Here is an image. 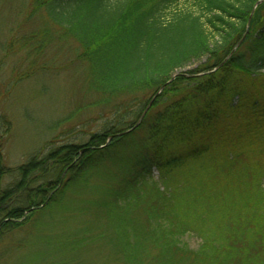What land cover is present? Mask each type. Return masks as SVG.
<instances>
[{"label":"trees","instance_id":"16d2710c","mask_svg":"<svg viewBox=\"0 0 264 264\" xmlns=\"http://www.w3.org/2000/svg\"><path fill=\"white\" fill-rule=\"evenodd\" d=\"M32 1L61 41L78 45L98 96L92 106L106 107L110 121L78 152L51 151L50 167L40 160L44 151L20 167L24 190L16 200L1 187L0 138V204L9 198L0 216L21 219L61 203L108 165L128 174L118 195L141 199L135 190H150L155 168L157 197L146 209L155 226L135 247L127 237L128 262L150 242L194 264H264V0H190L184 8V0ZM48 190L56 191L50 199ZM112 215L125 220L114 208ZM9 229L4 222L0 235ZM189 232L203 239L197 252L180 247Z\"/></svg>","mask_w":264,"mask_h":264},{"label":"rangeland","instance_id":"374dc122","mask_svg":"<svg viewBox=\"0 0 264 264\" xmlns=\"http://www.w3.org/2000/svg\"><path fill=\"white\" fill-rule=\"evenodd\" d=\"M181 6L192 7V2L184 0ZM59 35L57 26L42 10L34 9L32 0H0V138L6 173L1 187L12 189L9 198L13 195V200L24 190L19 185L20 167L42 151L40 160L48 163L45 168L50 167L54 163L51 151L70 146L78 152L110 121L106 107L92 106L98 96L89 90L88 66L77 59L78 45L61 41ZM34 36L37 42L30 43ZM32 50L39 51V56L34 58ZM198 66L192 64L183 73ZM52 142L56 144L48 148ZM68 176V172L63 174L59 187ZM152 176L147 179L148 192L135 190L141 199L131 192L119 196L128 174L108 165L93 175L90 187H73L61 203L38 212L34 207L21 219L0 216V227L4 222L10 224L0 235V264H194L184 255L162 254L150 242L139 248L133 262L127 261V237L135 247L144 232L150 233L155 226L146 214L147 203L157 197L155 168ZM37 186L25 188L30 191ZM55 193L48 190L45 196L50 199ZM9 198L3 199L0 209L8 205ZM113 208L123 214V223L112 215ZM182 245L197 252L203 239L189 232L181 237Z\"/></svg>","mask_w":264,"mask_h":264},{"label":"water","instance_id":"95a60500","mask_svg":"<svg viewBox=\"0 0 264 264\" xmlns=\"http://www.w3.org/2000/svg\"><path fill=\"white\" fill-rule=\"evenodd\" d=\"M162 89H163V88H162ZM148 109H149V108H148ZM148 109H147V110L144 112V114L142 115V117H141L139 123L137 124V126H138L139 124H141V122L143 121V119H144L146 113L148 112ZM137 126H136V127H137ZM129 132H130V131H129ZM129 132L121 133L120 136H121V135H126V134H128ZM113 138H114V136L111 137V138L109 139V141H111Z\"/></svg>","mask_w":264,"mask_h":264}]
</instances>
